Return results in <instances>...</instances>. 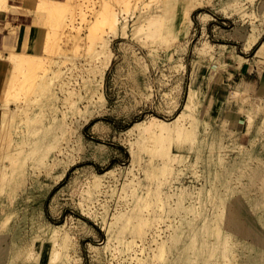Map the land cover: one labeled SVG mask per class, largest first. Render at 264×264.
<instances>
[{
    "label": "bare ground",
    "instance_id": "bare-ground-1",
    "mask_svg": "<svg viewBox=\"0 0 264 264\" xmlns=\"http://www.w3.org/2000/svg\"><path fill=\"white\" fill-rule=\"evenodd\" d=\"M206 4L235 18L222 31L246 52L260 43L264 0H37L24 12L46 32L40 53L10 49V36L0 47V64L9 63L0 97V264H85L78 236L89 230L85 221L53 223L44 209L82 152L110 157L107 145L88 141L81 127L108 102L107 72L118 58L113 40L131 39L122 42V58L148 100L151 65L187 70L193 13ZM20 9L0 0V14ZM210 16L200 13L204 22ZM228 46L205 38L196 47L182 106V80L172 83L162 71L161 108L172 116L150 114L123 131L129 164L89 175L76 170L71 187L80 192L78 204L106 233L101 244L89 243L95 264H264V94L257 95L263 105H245L250 94L239 83L215 109L212 74L202 72L205 64L223 62ZM69 51L85 60L79 69L74 61L71 74L63 70L74 59ZM257 56L264 57V40ZM233 107L246 109L247 142L240 130L245 117L235 119Z\"/></svg>",
    "mask_w": 264,
    "mask_h": 264
},
{
    "label": "rangeland",
    "instance_id": "rangeland-1",
    "mask_svg": "<svg viewBox=\"0 0 264 264\" xmlns=\"http://www.w3.org/2000/svg\"><path fill=\"white\" fill-rule=\"evenodd\" d=\"M12 1L14 3L21 4L22 9L20 10H22L23 12L11 13L9 14V16H6V18L9 19L12 22V24L16 23L17 25L21 23H25V24L32 23V20L29 17V15L24 12H28L29 8H32L34 3L29 2V0H12ZM218 1L219 0H215L216 3ZM153 4H155V1H153L151 5ZM201 12H208L211 15L210 17H207L206 19L207 21H205L206 23L200 17ZM138 13L139 10H137V14ZM22 14L25 15L22 16ZM32 15H34V17L36 18L35 14ZM19 16H21L22 18ZM193 18H194L193 33L190 37L188 48L186 52L183 54L184 61L186 62L187 65V70L184 72L183 71L178 72L176 70L170 71L168 69H164L166 68L167 65H163L161 63L151 65L152 67H151V71L149 72V75L147 76V81L148 82L151 81L150 82L151 84L154 83L153 84L154 89L151 90L154 93L152 97L148 100L142 98L138 88L133 84V82L129 78L128 70L130 67H128L127 62H125L122 58L125 52L122 42L125 41V39L131 42V39L118 37L113 40V48L117 53L118 58L114 60L113 65L107 72V77L105 81V91L108 97V102L105 106L96 110L95 111L96 113L93 116V118L81 127V132L84 134L85 138L88 141L102 142L107 145L109 149L110 157L109 159H105V157L103 156L97 157L95 156L93 149L86 152L85 151L82 152L83 157H80L78 159L77 164L71 166V168L68 170L66 174L65 179L54 187L47 201L45 202V209H44L46 219L53 223L59 224L62 222H66L68 220L69 224L71 225L72 220H77L78 218H81L83 221H85L89 230L83 231L78 235L81 241V246H82L81 250L85 264L96 263L94 261L93 252L91 251L89 243L101 244L104 241V239H106V233L100 223L88 217L86 214L82 212V209L78 204L80 200L79 198L80 192L79 190H78L79 193L77 192V190L74 191V188L76 186L71 187L72 181L77 175L76 170L85 169V172H88L89 175L90 172L92 171L103 172L110 167H114L118 165H126L129 164V162H131V160H129L130 159V154L128 152L129 146L125 142V134L123 133V131L126 130L135 120L144 118L150 114H156L165 118H169L172 116L166 110L161 108L160 102L162 101V94L160 88L162 87V85L160 83V79L162 77V71L170 75L171 78L170 82L172 83H176L182 80L183 93L180 99L182 103L181 106L183 105L186 98L188 85L191 80V71L193 69V58L196 56V47L198 45H201L202 41L205 38L209 39L211 42L216 44H220V43L229 44L227 50L223 54V59H222L223 62H218L217 63L218 65L224 63V57L227 55L232 54L239 61L238 54H241L244 57H246L245 55L248 54V52H246L243 49V44L241 41L229 37L227 31H222V29L231 30L236 25V21L234 17H227L226 13L223 12L221 9H219V5L213 6L212 4H206L204 7H199L197 8V10L196 9L194 10ZM32 27L38 30L40 37H42L45 29L44 25L42 23H36V24L34 23ZM32 27L30 28L29 33L31 32ZM23 30H25L26 32V29ZM21 31L22 30L20 29L18 32L19 34H18L16 47L18 46L19 41L21 40L20 38ZM25 32H23L22 36L26 34ZM132 42L137 44L136 47H140L139 50H142L141 55L143 54L146 55L148 53L147 48L141 45L140 43L136 42V40ZM67 47L71 48L70 43L68 44ZM25 50H29V45ZM83 50L84 47L80 49L81 51L80 54L84 53ZM69 54L71 57L73 56V52H70ZM80 54H77V56L74 55L76 57H72L74 58L73 60H70L67 62L68 64L66 63V65H63V70H65L67 74H71L70 73L71 71L68 70V67L72 66L74 64L73 63L74 61L75 62L77 61L76 62L77 66H79L80 63L82 65V61L85 62L84 57L80 56ZM243 61H249V58L248 60H242L241 62L240 61L239 62L242 63ZM120 62L123 63L120 64ZM134 64L135 62L133 61V65ZM81 65L80 67H78V69L81 68ZM8 69H9V63L6 60L5 66L0 74V97L2 95L4 85L7 79ZM75 74H79L77 69H75ZM239 83L241 82H237V84L232 89V91H230L227 94V98L224 101L216 99L212 93L213 92L212 87H210L209 96L213 98L216 102L215 109H218L219 106H221V102L227 103L226 101H228L231 98V94L234 91H236L237 85ZM60 95L64 97L62 93H60ZM138 98L139 99L141 98V101H139ZM248 98L249 101L245 102L244 103L245 105H249L250 102L254 104L257 103L259 105H263V101L259 97H257V95L253 97L250 94ZM85 103H81V105L83 106ZM62 105L63 102H61V106ZM13 107H15V105H13ZM241 111H242L241 114L243 113V116L241 115L240 118L245 117V120L243 122L244 124L240 127L241 128L240 130H242L241 137L243 142H247L248 138L250 137L248 133H244L246 132V125L248 124V120L246 121L247 113H246V109ZM79 118L80 120L82 119L81 120L82 122L84 121L83 118L81 117ZM96 123H100L101 126L100 127L96 126ZM42 177L45 178L46 175H43ZM54 198H57V200H55L56 205L58 206L57 209L52 207Z\"/></svg>",
    "mask_w": 264,
    "mask_h": 264
},
{
    "label": "crops",
    "instance_id": "crops-1",
    "mask_svg": "<svg viewBox=\"0 0 264 264\" xmlns=\"http://www.w3.org/2000/svg\"><path fill=\"white\" fill-rule=\"evenodd\" d=\"M29 2L34 3L32 7L34 8L37 0H29ZM27 14L31 18L32 23L30 24L21 23L19 25H17L16 23L12 24V22L9 19H6V16H9L8 14L6 15L0 14V29H1L0 30V47L3 46V40L6 39L5 37L10 36L9 44L5 45L9 47L10 49H18L22 51H29V52H35V53L42 52L46 30L44 29V33L42 37H40L39 31L32 27L34 23L36 24L34 15L29 14V13ZM24 15L25 14H22V16ZM7 22H10L12 25L17 26L16 32H15L16 34L15 33L11 34V28L7 26ZM31 27L32 29H31V32L29 33V30ZM17 29L19 30L21 29L22 31L20 35L21 40L19 41V44L16 47L18 34H19L18 33L19 30ZM23 29H26V32ZM23 32L26 33L24 36H22ZM263 40H264V36L262 37L260 43ZM260 43L253 50H251L252 52H248V54L245 55L248 58H251V57L256 58L255 62L243 61L242 63H240L231 54V55L225 56L224 63L220 65L218 64L217 65L215 64L206 65L205 64L203 66V70H202L203 73L209 72V74H212L211 76H212L213 82L211 84V87L213 90L212 93L216 99L224 101L227 98V94L230 91H232V89L235 87L237 82H241L246 88L247 92L251 94L253 97L261 93L264 94V87H263L264 85V74H263L264 73V67H263L264 57L257 56V50H258ZM28 45H29V50H25ZM4 66H5V62L0 64V74ZM232 113L235 119L240 118L241 115L243 116V113L241 114L240 110H237L236 108L233 109Z\"/></svg>",
    "mask_w": 264,
    "mask_h": 264
}]
</instances>
